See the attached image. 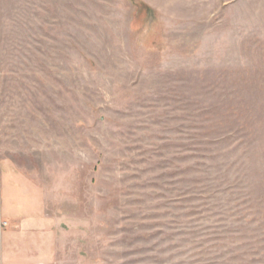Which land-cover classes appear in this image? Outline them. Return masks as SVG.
I'll return each instance as SVG.
<instances>
[{
  "label": "rangeland",
  "instance_id": "rangeland-1",
  "mask_svg": "<svg viewBox=\"0 0 264 264\" xmlns=\"http://www.w3.org/2000/svg\"><path fill=\"white\" fill-rule=\"evenodd\" d=\"M3 164L0 264H264V0H0Z\"/></svg>",
  "mask_w": 264,
  "mask_h": 264
},
{
  "label": "crops",
  "instance_id": "crops-1",
  "mask_svg": "<svg viewBox=\"0 0 264 264\" xmlns=\"http://www.w3.org/2000/svg\"><path fill=\"white\" fill-rule=\"evenodd\" d=\"M16 175H17V173L15 171H12V169L10 167H8L5 164L2 165V168L0 171V181H1V185H2V193L4 192V190H6L7 193L9 192V194H8L9 198H12L11 204H15L14 199H13L14 193L17 194V197H18V188L16 187V184H17L16 183V179H17ZM6 179L8 182V186H7V188H5L3 190V183L5 182ZM9 211H11V207H10V210H8V212Z\"/></svg>",
  "mask_w": 264,
  "mask_h": 264
}]
</instances>
